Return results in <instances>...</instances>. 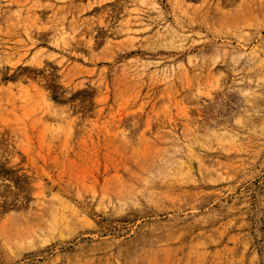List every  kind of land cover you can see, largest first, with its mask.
Here are the masks:
<instances>
[{"label":"rangeland","instance_id":"rangeland-1","mask_svg":"<svg viewBox=\"0 0 264 264\" xmlns=\"http://www.w3.org/2000/svg\"><path fill=\"white\" fill-rule=\"evenodd\" d=\"M0 264H264V0H0Z\"/></svg>","mask_w":264,"mask_h":264}]
</instances>
